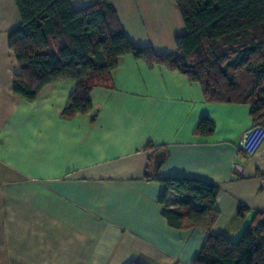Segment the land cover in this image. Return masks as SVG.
Returning <instances> with one entry per match:
<instances>
[{"label": "crops", "instance_id": "obj_1", "mask_svg": "<svg viewBox=\"0 0 264 264\" xmlns=\"http://www.w3.org/2000/svg\"><path fill=\"white\" fill-rule=\"evenodd\" d=\"M99 1L136 47L167 55L185 33L174 0ZM93 2L69 0L75 10ZM20 23L14 0H0V264H193L208 235L170 225L163 179L216 186L210 233L233 243L264 213V141L252 157L237 151L253 125L248 104L206 102L178 71L123 56L90 92L91 110L64 118L76 82L48 84L32 101L12 92L19 67L7 39ZM203 119L211 136L195 134Z\"/></svg>", "mask_w": 264, "mask_h": 264}, {"label": "trees", "instance_id": "obj_2", "mask_svg": "<svg viewBox=\"0 0 264 264\" xmlns=\"http://www.w3.org/2000/svg\"><path fill=\"white\" fill-rule=\"evenodd\" d=\"M20 25L8 33L19 73L12 92L27 101L46 85L74 81L64 118L91 110L90 92L107 86L119 58L132 56L162 66L200 85L206 102L250 106L253 125L264 127V0H174L185 33L175 51L158 55L127 38L114 6L107 1L75 10L69 0H14ZM215 125L203 119L195 134L211 136ZM162 214L175 228H199L207 240L193 264H264V213L255 212L233 243L210 230L218 212V188L190 178L161 180ZM177 198V208L169 198ZM246 208L239 216L245 218ZM129 264H136L131 262Z\"/></svg>", "mask_w": 264, "mask_h": 264}, {"label": "built area", "instance_id": "obj_3", "mask_svg": "<svg viewBox=\"0 0 264 264\" xmlns=\"http://www.w3.org/2000/svg\"><path fill=\"white\" fill-rule=\"evenodd\" d=\"M264 141V127L252 125L246 130L237 146L238 154L252 157L256 154Z\"/></svg>", "mask_w": 264, "mask_h": 264}, {"label": "water", "instance_id": "obj_4", "mask_svg": "<svg viewBox=\"0 0 264 264\" xmlns=\"http://www.w3.org/2000/svg\"><path fill=\"white\" fill-rule=\"evenodd\" d=\"M164 156H165V154L163 152L157 153L154 156V160H153V169H154V171H156L159 168V166L163 162Z\"/></svg>", "mask_w": 264, "mask_h": 264}]
</instances>
